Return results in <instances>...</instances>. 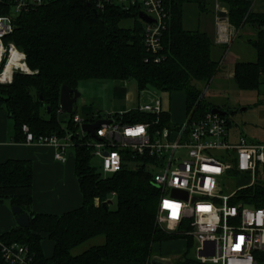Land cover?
Segmentation results:
<instances>
[{"label":"trees","instance_id":"1","mask_svg":"<svg viewBox=\"0 0 264 264\" xmlns=\"http://www.w3.org/2000/svg\"><path fill=\"white\" fill-rule=\"evenodd\" d=\"M11 1L0 0V13L8 11ZM188 3H193L198 13L209 14L211 21L213 5L221 4L231 27L252 28V37L246 41L256 58L236 61L231 77L240 88L257 87L264 74V13L251 12V0H164L169 18L156 55L142 43L136 6L123 8L110 3L96 8L87 0H42L14 16L13 30L4 39L25 54L26 65L33 71L15 72L9 83H0V109L13 123L12 140L23 141L21 124H26L34 137L62 133L59 88L64 84L76 89L78 81L86 78L132 80L138 92L148 88L167 93L181 91L188 119H198L217 107L202 101L199 85L207 83L217 71L219 50L225 46H216L214 51L211 34L182 27L183 6ZM72 115L68 113L65 129L73 132ZM123 117L133 122L156 121L153 126L158 128L176 125L166 112L152 115L131 108ZM71 141L81 204L60 214L31 209L28 160L0 162V203L18 206L29 217L27 227L14 225L1 232V241L26 245L33 264H147L154 244L182 238L155 224L158 190L151 183L150 157L123 150L120 169L103 175L90 165V148L82 138L73 134ZM238 197L253 207L264 208V177L253 187L240 190ZM96 236L103 237L102 244L71 254L72 248ZM44 238L52 244L48 256L40 247ZM0 264H5L1 258Z\"/></svg>","mask_w":264,"mask_h":264},{"label":"built area","instance_id":"2","mask_svg":"<svg viewBox=\"0 0 264 264\" xmlns=\"http://www.w3.org/2000/svg\"><path fill=\"white\" fill-rule=\"evenodd\" d=\"M87 1L96 8L110 3L123 8L136 6L152 19L141 20L142 43L147 51L156 55L169 18L164 0ZM41 2L12 0L8 11L0 13V83H9L15 72H33L26 65L25 54L4 39L13 30L14 16ZM213 11L215 42L225 44L231 25L225 16L221 19L218 3ZM153 60L157 61V56ZM132 109L152 115L164 112L158 97ZM124 112L95 118L109 122L100 123L93 130L94 137L81 131L80 125L95 119H81L73 114L75 130L66 133L62 143L55 134L34 137L26 124L20 125V131L25 143L53 146V158L58 161L65 160L64 147L72 144L73 134L78 135L90 148V155L99 158L103 175L120 169L123 150L150 157L151 183L158 190L156 226L166 233L192 239L193 259L183 258L182 264H264V208L253 207L238 197L240 190L253 187L264 175V144L247 142L240 136L234 142L230 139L226 118L210 111L198 119L186 118L172 128L155 127L156 121H125ZM231 169L232 174L242 172L250 180L230 193H220L218 178ZM171 189L184 192L185 198L172 196ZM231 199L235 201L230 202ZM0 258L5 264H33L27 246L16 241L0 240Z\"/></svg>","mask_w":264,"mask_h":264},{"label":"rangeland","instance_id":"3","mask_svg":"<svg viewBox=\"0 0 264 264\" xmlns=\"http://www.w3.org/2000/svg\"><path fill=\"white\" fill-rule=\"evenodd\" d=\"M137 19L141 21L140 18L137 17ZM181 24L185 29L199 28L208 34H211L213 29L209 14L198 13L193 3L183 6ZM232 28L228 31V42L223 44L226 48H223L222 51L218 49L219 53L221 52L219 68L207 83L199 85L202 101L211 106H217L225 112L223 116L228 122L227 129L230 136L235 138L240 136L247 142L264 144V74L260 76L261 81L257 87L245 89L238 87L231 77L235 61H254L256 58L255 51L246 41L248 37H252L253 30L247 25L237 32ZM76 90L79 92V96L72 104V112L81 119H91V117L95 119L114 112H124L137 103L140 105L149 104L156 97L161 100L162 109L168 114L170 122L178 123L187 118L184 109V96L181 91L167 93L148 88L138 92L132 80L120 81L101 78L82 79L78 81ZM120 107L122 110L119 111ZM67 115L68 113L65 112L58 114L59 118L64 119L61 123L64 128H67L65 123V120L68 119ZM7 121L10 122L8 117ZM67 131L68 133L72 132L70 129ZM233 141L236 140L233 139ZM213 154L216 153L213 152ZM90 165L100 172L98 157L92 156ZM263 177L264 175L261 178ZM218 180L221 188L220 193L227 194L236 188L247 185L250 177L242 172L232 174L227 171ZM93 201L97 203V199ZM6 205L8 206L7 203ZM8 209L11 212L10 206ZM99 237L90 238L75 246L71 249V254H77L85 248L97 244ZM182 239L188 241L184 258L190 261L193 259L192 239L189 236H182ZM182 239L176 240L181 244L184 243ZM157 252L158 250L153 248L151 255H158ZM171 264H174V261L171 260Z\"/></svg>","mask_w":264,"mask_h":264},{"label":"crops","instance_id":"4","mask_svg":"<svg viewBox=\"0 0 264 264\" xmlns=\"http://www.w3.org/2000/svg\"><path fill=\"white\" fill-rule=\"evenodd\" d=\"M250 11L255 13H264V0H251ZM219 12H223V15L220 16L222 17L221 19L224 20L226 8L221 4L219 5ZM212 27L211 37L215 46L214 51H217L216 46L218 47L223 44L215 42L213 21ZM239 30H241V28L236 29V32ZM225 48L226 47H224V49ZM127 99L129 100V97H127ZM137 105L140 104L137 103L133 106L136 107ZM134 107H130L129 109ZM120 109L122 110L121 107L119 108V111ZM7 117L6 112L0 109V162L7 159L28 160L30 162L31 209L39 213L60 214L77 208L81 204V195L73 173L74 156L72 144L68 143L63 149L62 155L65 158L64 161L55 160L53 158L55 149L49 144L25 143L23 141L14 142L12 140L14 133L13 123L11 120L8 122ZM66 133H68V131L64 128L62 133L54 134L56 135L58 141L62 143ZM233 137L234 136H230V139H235V137ZM5 202L8 204L7 201L0 203V233L6 231L9 227L16 225L14 217L8 209L9 204L7 206ZM176 239L179 238L164 240L154 244L152 246V250L153 248L158 250V255H152L151 258L157 257L167 261L168 264H171V260L174 261V264L184 263L183 258L187 250L188 241H184V239L180 238L184 241V243L179 244ZM97 240V244L95 245L103 243L102 236H100ZM40 247L44 256H48L51 253L52 244L48 239L44 238L41 240ZM111 264L137 263L116 261Z\"/></svg>","mask_w":264,"mask_h":264},{"label":"water","instance_id":"5","mask_svg":"<svg viewBox=\"0 0 264 264\" xmlns=\"http://www.w3.org/2000/svg\"><path fill=\"white\" fill-rule=\"evenodd\" d=\"M219 15H223V12H218ZM137 17L143 21L149 22L152 19L147 15L143 14L141 11L137 12ZM79 96V92L76 89L69 88L66 85L62 84L59 88L58 92V109L59 111L65 113L72 112V104L74 103L75 99ZM48 107H46V111L48 112ZM211 113H217L219 115H223L225 112L218 107H211L209 110ZM109 120L106 119H95L91 123H82L80 125V129L83 132H87L90 136L94 137L93 130L100 124V123H107ZM170 194L172 196H178L181 198H185L186 194L177 189H171ZM107 203H111V200H107ZM103 206V204H102ZM11 213L14 215L15 224L19 227H27L29 223V217L27 213L20 210L18 206H10ZM150 264H168L167 261L159 259L157 257H152L149 260Z\"/></svg>","mask_w":264,"mask_h":264}]
</instances>
